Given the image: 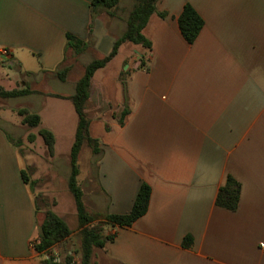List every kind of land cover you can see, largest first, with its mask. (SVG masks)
Returning a JSON list of instances; mask_svg holds the SVG:
<instances>
[{
    "label": "crops",
    "instance_id": "0c3cea01",
    "mask_svg": "<svg viewBox=\"0 0 264 264\" xmlns=\"http://www.w3.org/2000/svg\"><path fill=\"white\" fill-rule=\"evenodd\" d=\"M134 2L91 17L90 0H0V56L20 74L6 88L17 80L30 90L20 97L61 95L74 110V62L108 54ZM187 2L204 21L192 43L177 24ZM67 33L89 45L76 54ZM142 33L149 49L123 42L92 75L85 112L99 150L81 180L92 212H128L142 182L148 207L128 226L105 223L113 238L93 264H264V0H157ZM50 85L59 90H38ZM24 160L0 122V264L40 260L43 213ZM228 174L240 183L234 210L215 203Z\"/></svg>",
    "mask_w": 264,
    "mask_h": 264
},
{
    "label": "trees",
    "instance_id": "16d2710c",
    "mask_svg": "<svg viewBox=\"0 0 264 264\" xmlns=\"http://www.w3.org/2000/svg\"><path fill=\"white\" fill-rule=\"evenodd\" d=\"M120 0H90L91 17L96 14L98 9L104 8L107 11L118 4ZM157 0H135L133 7L126 18L125 30L115 38L111 50L108 54L101 57H94L84 64L83 72L75 82L74 92L69 96L77 114V124L74 132V139L69 150V174L67 177V188L71 192L78 220V248L65 251L63 264H93L92 257L94 248L103 247L106 240L112 239L113 235L104 232L101 221L110 224L128 226L138 217L143 215L148 207L150 186L146 182H142L136 196L133 200L131 208L126 213H103L92 212L87 208L83 201V192L79 186L77 175L79 173L78 155L84 143L88 144L93 152L99 150L97 148V140L90 136L89 133V117L85 112V104L89 98V90L91 86L92 75L94 71L106 64L117 52L121 43L130 41L142 44L147 49L150 48V41L143 35L142 29L148 22L150 15L155 11V3ZM110 13V12H109ZM177 24L183 38L192 43L203 27L204 21L199 13L190 3H185L180 14L177 17ZM66 46L73 49L77 54L83 51L88 45V41H83L75 35L66 34ZM145 61L141 59L140 66ZM69 65L64 64L55 71V75L59 79H64L69 71ZM28 88H11L6 89L0 86L1 97H14L29 93ZM128 112V107H123L120 111L119 122ZM17 113L21 116V122L28 126L38 127L37 134L41 136L49 155L54 153L55 138L53 133L44 127L39 126L40 117L37 113L29 111L25 107L17 109ZM32 136L31 134L29 137ZM16 145L20 144V140H15ZM23 180L27 182V177L23 173ZM34 182V181H33ZM30 182V185L33 184ZM240 195V183L233 176L227 175L224 183L219 187L215 199L216 205L234 210L237 207ZM37 209L39 208L35 200ZM72 230L66 221L50 208H44L43 219L40 223L39 234L34 239L32 246L35 252L40 254L39 264H60L58 255L51 253L55 244L63 243ZM192 244L191 235H185L182 240L184 247H190ZM77 253L79 260L75 261L73 254Z\"/></svg>",
    "mask_w": 264,
    "mask_h": 264
},
{
    "label": "rangeland",
    "instance_id": "374dc122",
    "mask_svg": "<svg viewBox=\"0 0 264 264\" xmlns=\"http://www.w3.org/2000/svg\"><path fill=\"white\" fill-rule=\"evenodd\" d=\"M90 58L92 56L87 54L74 62L73 76H78L83 72V66ZM6 77H18L19 79L20 74L11 63L0 56V86L4 88L10 87L4 81ZM18 85L19 82L16 80L15 88ZM38 88V90H45L46 92L59 90L58 87L52 85L49 87L39 86ZM29 99L26 96H0V122L6 125L15 140H20L19 151L25 157V171L30 177V182L34 181L30 188L36 192L35 200L42 211L41 214L44 208H50L64 218L72 230L70 238L59 245H54L51 250L52 255L56 256L57 254V260L59 259V263L63 264V252L67 249L78 248L77 232L74 233L75 230H78L77 214L73 196L67 188L69 150L74 139L76 115L70 100L61 95L43 94L42 92L32 93ZM20 107H26L31 112L37 113L40 117L39 126L47 128L53 133L55 138L53 155L48 154L41 136L37 134L38 127L28 126L21 122V116L17 113V109ZM30 134L32 136L29 137ZM90 149L88 144L84 143L78 155L79 170L81 171L78 183L83 194L86 195L88 188L86 190V185L81 180V176H83L84 170L87 171L86 176L88 175ZM85 200L89 205L87 196ZM100 225L103 226V230L107 228L103 221ZM58 250L61 252L57 253ZM73 258L78 261V254H73Z\"/></svg>",
    "mask_w": 264,
    "mask_h": 264
},
{
    "label": "built area",
    "instance_id": "2783aa9c",
    "mask_svg": "<svg viewBox=\"0 0 264 264\" xmlns=\"http://www.w3.org/2000/svg\"><path fill=\"white\" fill-rule=\"evenodd\" d=\"M0 53H2V54H7V48L6 47H1L0 48ZM262 248L264 249V246H262Z\"/></svg>",
    "mask_w": 264,
    "mask_h": 264
}]
</instances>
